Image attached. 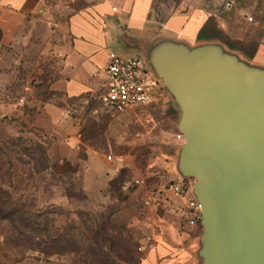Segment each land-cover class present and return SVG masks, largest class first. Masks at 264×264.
Returning a JSON list of instances; mask_svg holds the SVG:
<instances>
[{
	"label": "rangeland",
	"instance_id": "obj_1",
	"mask_svg": "<svg viewBox=\"0 0 264 264\" xmlns=\"http://www.w3.org/2000/svg\"><path fill=\"white\" fill-rule=\"evenodd\" d=\"M101 1L50 0L49 16L29 38L0 44V264H140L154 240L145 231L149 216L186 203L169 192L162 206H148L149 190L180 180L193 194L194 179L178 170L181 111L163 84L148 106L115 112L90 98L72 112L82 119L84 146L107 160L123 156L109 160L112 170H93L85 151L54 149L43 111L58 56L47 42L62 41L69 17ZM225 1L154 0L153 21L211 8L209 40L250 63L251 53L264 50V0H231L229 9ZM105 172L115 175L106 185ZM195 224L202 234L201 218Z\"/></svg>",
	"mask_w": 264,
	"mask_h": 264
},
{
	"label": "water",
	"instance_id": "obj_2",
	"mask_svg": "<svg viewBox=\"0 0 264 264\" xmlns=\"http://www.w3.org/2000/svg\"><path fill=\"white\" fill-rule=\"evenodd\" d=\"M147 60L181 111L178 170L195 179L200 264H264V66L214 42L161 40Z\"/></svg>",
	"mask_w": 264,
	"mask_h": 264
},
{
	"label": "crops",
	"instance_id": "obj_3",
	"mask_svg": "<svg viewBox=\"0 0 264 264\" xmlns=\"http://www.w3.org/2000/svg\"><path fill=\"white\" fill-rule=\"evenodd\" d=\"M153 4L154 0H102L69 17L65 27L68 34L62 41L47 42L46 50L53 48L58 59L54 77L48 81L53 97L45 102L43 114L56 136L54 149L59 155L85 151L93 170H112L111 161L84 146L82 119L72 116L90 98L100 99L102 70L110 51L121 50L127 57L149 59L151 49L161 40L191 47L211 43L199 38L211 8L177 13L156 26ZM49 9L50 0H0V44L24 42L49 16ZM249 62L264 66V50H258ZM105 175L106 185L115 175ZM186 203L178 201L176 209L149 216L145 231L153 234V246L147 248L140 264H200L201 234H197L199 226L189 221Z\"/></svg>",
	"mask_w": 264,
	"mask_h": 264
},
{
	"label": "built area",
	"instance_id": "obj_4",
	"mask_svg": "<svg viewBox=\"0 0 264 264\" xmlns=\"http://www.w3.org/2000/svg\"><path fill=\"white\" fill-rule=\"evenodd\" d=\"M233 1L226 0L224 8L232 7ZM251 19V17H250ZM104 83L100 94L101 102L115 112L153 104L160 93L156 87L162 86L148 60L142 57L123 56L116 51L109 52L107 65L102 70ZM184 138L182 133L178 136ZM109 160L122 161L123 156L108 155ZM143 183V180H137ZM195 182V179H194ZM171 192L185 200L190 208V222L196 223L201 218V207L194 194L189 196L184 181L171 182L167 186L150 189L145 203L151 207H159L164 203V196ZM153 243L150 244V247Z\"/></svg>",
	"mask_w": 264,
	"mask_h": 264
},
{
	"label": "trees",
	"instance_id": "obj_5",
	"mask_svg": "<svg viewBox=\"0 0 264 264\" xmlns=\"http://www.w3.org/2000/svg\"><path fill=\"white\" fill-rule=\"evenodd\" d=\"M208 22L206 23V25L203 27V29L200 31L199 34V38L200 39H207L209 40V36L206 33V26H207ZM257 51L253 52L250 54V58L252 59L254 57V55L256 54Z\"/></svg>",
	"mask_w": 264,
	"mask_h": 264
}]
</instances>
